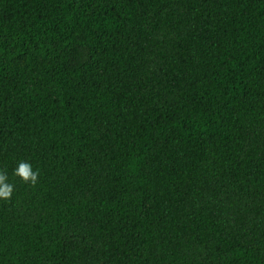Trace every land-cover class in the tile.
I'll use <instances>...</instances> for the list:
<instances>
[{
    "label": "trees",
    "instance_id": "16d2710c",
    "mask_svg": "<svg viewBox=\"0 0 264 264\" xmlns=\"http://www.w3.org/2000/svg\"><path fill=\"white\" fill-rule=\"evenodd\" d=\"M0 171V264H264V0H0Z\"/></svg>",
    "mask_w": 264,
    "mask_h": 264
},
{
    "label": "clouds",
    "instance_id": "9594fccd",
    "mask_svg": "<svg viewBox=\"0 0 264 264\" xmlns=\"http://www.w3.org/2000/svg\"><path fill=\"white\" fill-rule=\"evenodd\" d=\"M13 175L24 183L35 185L38 181L39 171H34L30 163L21 161L14 169ZM7 181V174L3 171H0V200H9L14 191V186Z\"/></svg>",
    "mask_w": 264,
    "mask_h": 264
}]
</instances>
